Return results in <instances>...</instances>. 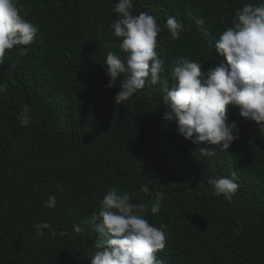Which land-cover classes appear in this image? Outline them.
I'll use <instances>...</instances> for the list:
<instances>
[{
	"label": "trees",
	"instance_id": "trees-1",
	"mask_svg": "<svg viewBox=\"0 0 264 264\" xmlns=\"http://www.w3.org/2000/svg\"><path fill=\"white\" fill-rule=\"evenodd\" d=\"M117 2L19 0L21 15L40 31L0 64V264H91L100 233L83 221L113 187L136 193L137 204L151 205L162 193L159 213L149 207L144 215L167 236L157 253L165 264H264V137L256 122L230 104L239 138L228 151L203 157L206 142L185 139L162 119L161 84L146 81L117 105L119 85L105 87L103 65L109 52L124 56L108 31ZM260 2L133 0L132 11L154 16L163 29L156 50L165 61L161 79L171 86L168 70L177 61H198L206 73L226 59L215 40L237 9ZM170 16L185 27L175 40L164 27ZM25 107L30 123L22 127L17 116ZM233 172L238 191L231 200L215 196L208 178ZM141 184L153 195L139 192ZM52 195L55 208L43 207ZM42 222L50 228L40 237L35 225Z\"/></svg>",
	"mask_w": 264,
	"mask_h": 264
},
{
	"label": "clouds",
	"instance_id": "clouds-1",
	"mask_svg": "<svg viewBox=\"0 0 264 264\" xmlns=\"http://www.w3.org/2000/svg\"><path fill=\"white\" fill-rule=\"evenodd\" d=\"M19 0H0V64H3L8 50L15 46H30L34 43L40 26L21 15ZM133 0H118L112 11L117 18L108 27L111 35L119 39L123 58L109 52L104 62L109 82L106 88L119 85L114 100L117 105L125 103L143 89L146 81L162 85V104L167 111L162 119L175 122V131L185 139L208 147H201L203 157L215 156L217 152L228 151L239 138L236 121H229L228 106L240 108V115L256 122L264 137V0L259 4H245L237 9L227 27L215 40V50L226 59L219 60L215 67L202 73V63L181 60L168 70L171 77L161 79L166 71L165 61L157 52L158 34L163 30L157 19L147 13L133 14ZM164 27L172 39H178L185 31L183 22L168 17ZM27 48L21 50V55ZM123 74L122 83L118 77ZM5 88L0 86V93ZM22 127L30 123L28 108L17 116ZM215 146V147H214ZM208 183L214 195H223L231 200L238 191L236 173L220 178L209 177ZM139 192L151 196L146 184ZM136 193L121 192L110 188L100 201L99 212H93L90 223L100 233L95 243L97 251L91 256V264H165L157 253L166 247L167 236L162 228L152 225L145 213L151 208L156 215L161 209L163 195L155 192L151 205L132 202ZM55 208L56 197L49 196L43 205ZM36 235L44 236L47 222L35 225ZM76 233L82 231L74 224ZM55 235V232L52 233ZM61 232V235H64Z\"/></svg>",
	"mask_w": 264,
	"mask_h": 264
}]
</instances>
